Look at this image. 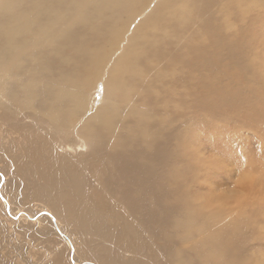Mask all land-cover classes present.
I'll return each mask as SVG.
<instances>
[{
  "label": "rangeland",
  "instance_id": "1",
  "mask_svg": "<svg viewBox=\"0 0 264 264\" xmlns=\"http://www.w3.org/2000/svg\"><path fill=\"white\" fill-rule=\"evenodd\" d=\"M186 1L172 0L170 5H184ZM135 2L132 17L121 11L119 18L111 11L103 16L117 35L127 32L129 19L134 22L133 30L142 18L150 20L156 4L164 5L161 0ZM216 4L215 0H188L185 5L193 17L187 18L186 24L175 21L165 29L142 30L141 37L149 32L144 38L147 54L131 56L133 62L144 59L137 66L139 74L126 78L118 90L109 88L105 78L115 60L122 58L124 49L128 53L132 44L128 32L118 41L117 49L106 28L90 35L89 30L80 31L86 45L76 47L73 43L66 47L61 53L63 62L58 65L59 57L47 60L49 66H57L51 71L58 76L67 74L75 65L84 67V61L88 62L94 52L102 57L95 47L108 58L112 56L105 60L102 71L96 65L90 67L92 81L99 85L93 95L94 100L98 99L96 107H103L101 117L114 127L118 137L103 144L99 156L90 155L93 161L108 162L107 176L112 177L109 184L102 181L104 192L98 183H93L94 174L78 166L90 157L87 147L82 151L86 143L83 133L88 126L96 127V108L69 117L65 127L54 130L34 112L10 105L8 97H0V264H264V180L257 179L246 190L247 199L238 200V194L227 190L228 177L222 167L225 157L232 159L229 167H233L237 158L255 157L260 161L264 156V9L247 18L230 17V28L215 38L212 27L218 18L211 11ZM160 15L168 25L172 15ZM156 51L160 57L148 54ZM150 59L162 63H149ZM86 76H90L89 72ZM50 84L48 89L53 86ZM128 92L136 96L130 97ZM141 117L148 118L143 128L138 124ZM132 119L137 120L134 128L138 134L142 130L154 139L152 147L128 140L133 132ZM179 138L180 147L176 144ZM238 139L243 141L238 149L222 145ZM117 141L121 143L119 148L115 147ZM45 142L54 146L53 152L59 153L60 159L70 160L72 166L77 162V169L71 167L68 175L54 168L43 153ZM67 145H79L82 152L71 153ZM110 149L113 153L117 149L118 154L107 160L104 154ZM67 150L68 157L62 154ZM91 166L98 170L97 164L91 162ZM51 171L57 189L42 190L37 176ZM221 179L224 183L217 190L225 194L212 201L203 199L197 190ZM96 188L109 205L101 215L96 206L93 210L84 205L87 200L92 202ZM50 193L57 204L55 196L67 193L63 195L68 197L66 212L61 209L57 217L62 233L71 239L70 245L55 236L52 227L17 217L24 212L29 217L44 210L51 213ZM197 199L202 203L195 204ZM43 231L46 232L42 234ZM211 251L218 252L216 257H209Z\"/></svg>",
  "mask_w": 264,
  "mask_h": 264
},
{
  "label": "bare ground",
  "instance_id": "2",
  "mask_svg": "<svg viewBox=\"0 0 264 264\" xmlns=\"http://www.w3.org/2000/svg\"><path fill=\"white\" fill-rule=\"evenodd\" d=\"M171 1L172 0H161V2L164 5H161L160 3L159 5L156 4L152 8L150 12L151 14L149 13L150 20L147 22L148 20L147 17L142 18L140 21L137 22L136 27L133 30L131 29V26L132 23L134 22L128 18L130 21L129 23H131V26L126 27V29L128 32V38L131 40L132 44H129L130 47H128L127 49L128 53H126L124 49L122 58L121 59L117 58L114 64L112 65V67L109 68V70L107 71L108 76L105 78V84L109 88L113 90H118L123 87L124 84L123 82L126 78L136 77L139 74V70L137 66L139 62L144 59H137L134 60L133 62L132 59L133 57L131 56L134 55L135 57L136 54L139 55L147 54L148 50H146L145 48L147 43L144 40V38L148 37L149 32H147V34H144V36L141 37V33L143 32L142 30L146 28L165 29L168 26H172V23L175 21L186 24L187 22H189V19L187 18L193 17L190 13H188L187 11L188 7L185 5V3L188 2V0L184 3V5H176L173 7L170 5ZM215 1L219 3L218 5L216 4L217 5L216 9L215 10L212 9L211 11L212 14H215V16L218 18V20L212 27L214 29L213 31L215 38L220 37V35L221 36L224 35V31H227L230 28L232 24L231 18L234 19V17H236L237 20L239 18H247L251 16V14H254L255 11L260 12L259 10L264 9V0H215ZM135 5H136L135 0H2L0 2V97L1 98L8 97L10 101V105L17 106L22 110H30L34 112L35 116L37 117L40 116L41 119H45L47 122H49L50 127H52L54 130L65 127L66 121L69 117H74L79 113H82L84 111H91L92 109L96 108L93 121L97 125L96 127L88 126V128L84 129L83 138L86 143L85 145L82 144V151H84V148L87 147L89 150V156L92 154L99 156L98 154L100 153V151L101 150L103 151V144L107 145L110 141L117 140L118 137H117V133L113 131L114 127H112L113 128L112 129L108 125V122L103 120V118L101 117L103 107L102 106L96 107L98 99L95 97L94 100L93 95L99 89V85L97 86V83L92 81L90 67L96 65V68L102 71L105 65V60L112 58V56L108 58L107 56H105L102 50L99 49V47H95L100 51L102 57L98 54V52H94L91 55V57L87 60L88 62L84 61L85 64V65L83 64L84 67H78V65H75L72 68V70L67 72V74H63V75L59 74L58 76L51 71L52 68H56L57 66L55 67L49 66L50 63H47V60L55 59L59 57V60L57 61V65H58L63 62L61 60L63 59L61 53L63 55V51L65 50L66 47H69L70 45L72 46L73 43L76 44V47H79L80 45H86V41L80 37L79 34L80 31L89 30L90 31L89 35H90L93 33L98 34L100 33V29L106 28L105 32H108V37L112 39L113 46L118 49L120 47L118 41L121 38H124V34H126L127 32L126 33L123 32V34L117 35V33L114 30V27L111 26L109 24V21L105 20L103 16L111 11L119 18V12L121 11L132 17L135 11ZM165 12L169 15H172L170 17L171 19L169 18L170 22L168 23V25H166V23L161 21L160 19V17L162 18L160 14ZM151 43L155 44L154 42ZM136 46L140 48L138 51H136L135 49ZM129 48L132 50L131 53ZM148 54H150L151 56L154 55L156 57H160V55L157 54V51ZM70 62L74 63L73 59H71ZM155 62L162 63L159 60H155V59L153 60L150 59L149 63H155ZM153 65L154 67L160 69L157 64H153ZM252 67H256V65ZM87 72H89L90 76H86ZM102 74L103 72L100 73V76ZM51 77L53 80L49 79ZM103 78L100 81H102ZM50 82H51L50 85L53 84V86H50L51 90L48 89V85ZM127 95H130V97L136 96V94L133 95L131 92H128ZM147 119H148L147 117H141L139 119L138 124L143 128L145 126V123L147 122ZM136 121H137L136 119H132L131 121V130H133V132H130L131 135L128 140L130 142L131 140L140 141L141 144L152 147L151 140L154 139L151 138L150 135L142 132V130H139V134L137 130L135 131L136 128H134V126L137 125L135 124ZM98 140H100V142L99 144L96 145V141ZM230 141H226L222 143V145H228L230 148L231 147L236 148V147H241L243 142V141L241 142V140L239 139L236 140L238 142L235 143H231ZM176 144L180 147L181 138H179ZM120 145H121L120 141H117V143H115V147L117 148L121 147ZM95 146H98V148ZM42 147L44 149L43 153H45L46 160L52 162L54 164L53 165L54 168L55 167L56 169L61 168L62 171H65L68 175L71 174L70 170L76 167L77 162L75 163L74 166H72L69 159H68L69 161L60 159L58 157L59 153L53 152L54 151L53 145L47 144L45 142V144H42ZM75 147H77L78 151L74 149ZM79 148H81V146L79 145L76 146L67 145V149L71 151V153L82 152L80 151ZM68 150L62 154L67 156L66 152H68ZM112 151L113 150L110 149V152L104 154L106 155L107 160L110 156L115 157L114 154L116 155L118 154L117 149L114 150L115 153H113ZM92 158L93 157L91 156L88 157L87 162L83 160L78 164V166L81 169V171L87 170L88 172L93 173L94 174L93 183L94 184L98 183L100 189L102 190V192H104L106 191V188L103 185L102 181H104L106 184H109L112 177V176H107L108 162L100 159H94L95 161H93ZM91 162L98 165V168H96L98 169L97 171L93 170L91 166ZM72 171L73 173H75L74 170ZM37 177L39 179L38 181L39 184L43 188L42 190L53 191L57 189L56 187L57 181L52 171L45 175L38 174ZM0 179H2V177ZM68 179H71V177H69ZM68 179L66 178L65 180ZM79 181L80 180H78V182ZM39 184L33 183L32 185L37 186ZM38 188H40V186ZM73 189H76V187L75 188L73 187ZM90 189L94 190L95 188H90ZM96 190L97 191L96 193H94L95 195L92 202L91 200H87L86 204L84 205L88 208L93 207V210L95 209L94 206H96V209L98 208L100 210L99 213L101 215V212H104L105 210L106 211L109 210V205L105 195L102 194L97 188ZM71 192L72 190L69 193ZM48 195L49 198L52 199L50 197L51 193ZM59 195L61 197L55 196L54 194L56 200H58L59 202L57 204L52 199L53 203L51 206L52 207L51 213L46 212L43 209L44 212H40L39 215L35 214L36 216L33 217L32 215L29 217L28 214L25 215L26 214L25 212H24L25 214L19 213L18 215L17 214L16 215L17 217H19L20 220L24 219L27 220L28 222L31 221L33 224H37V225H41L42 223H44L46 224V226L43 227H47V226H49V228L52 227L51 230L54 232V235L61 236L64 239L66 245L67 244L70 245L71 239L70 237H68L66 233L65 234L62 233L61 230L62 226L57 217L59 216V211L61 209L62 211L66 210L67 208L66 199L68 197L65 198L67 193L65 194L63 193V195L65 196H63L61 193H59ZM71 195H74L73 192ZM2 201L6 203L5 206L10 211L9 204L3 199ZM44 203L46 207L47 203L46 202ZM54 210L56 215L53 212ZM34 212L36 213L37 211ZM91 213L94 214V212ZM123 216L124 215H122V217ZM9 217H12L14 219L16 216L13 215L11 216L9 214ZM65 217L69 218L68 214H66ZM103 217L105 218V216ZM61 220L64 221V219ZM12 222L14 223V221ZM109 223H110L109 221H105V224L108 226L111 225ZM110 227L113 229L116 228L115 226H110ZM18 229L20 230V228ZM28 229H31L30 226ZM99 229L101 230V228ZM39 230L41 232L40 228ZM98 230L96 231L99 232ZM44 232L46 231H43L42 234H44ZM184 238L187 240L188 236L185 234ZM216 254H218L217 251H211L209 253V257L214 258L216 257ZM71 258L72 261H74L73 257ZM178 259H179V255L176 253L175 260ZM213 263L215 264L216 261H213ZM170 264H181V262L173 261ZM230 264H232V261L230 262Z\"/></svg>",
  "mask_w": 264,
  "mask_h": 264
},
{
  "label": "snow or ice",
  "instance_id": "3",
  "mask_svg": "<svg viewBox=\"0 0 264 264\" xmlns=\"http://www.w3.org/2000/svg\"><path fill=\"white\" fill-rule=\"evenodd\" d=\"M233 164L232 159L225 157L223 162V170L227 173V184L228 191L233 194H238V200L247 199L245 194L246 190L251 187L257 179H264V156L261 157L258 162L255 157L245 158L241 160L236 159L235 166L229 167ZM224 183V180H213L210 182L211 187H205L198 189L197 191L203 194V199L212 201L219 196L225 194L224 191H218L220 184ZM195 204L199 205L202 203L201 199L194 201ZM212 207H216L213 205ZM212 208H208L211 211Z\"/></svg>",
  "mask_w": 264,
  "mask_h": 264
}]
</instances>
